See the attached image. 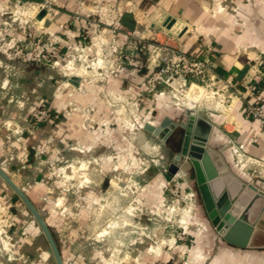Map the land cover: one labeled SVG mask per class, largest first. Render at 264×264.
Wrapping results in <instances>:
<instances>
[{
	"label": "crops",
	"instance_id": "1",
	"mask_svg": "<svg viewBox=\"0 0 264 264\" xmlns=\"http://www.w3.org/2000/svg\"><path fill=\"white\" fill-rule=\"evenodd\" d=\"M11 1L18 8L29 5L28 17L6 12ZM42 11L46 14L38 20ZM168 18L179 22L183 31L165 28L161 21ZM150 37L209 61L220 90L217 98L177 105L165 91L154 97L157 103L150 102L144 81L156 58L147 61L142 73L121 60L135 44L148 46ZM8 39L25 44L37 56L50 54L55 65L43 60L25 65L12 59L5 49ZM38 39L39 45L33 46ZM259 70L264 73V0H0V169L40 214L63 264H103L94 244L81 235L82 220L76 225L65 218L59 225L48 219L52 210L39 207L58 165H92L87 175L100 179L101 169L113 179L119 145H128L122 122L131 120L134 103L140 100L147 107L140 112L142 129L159 145L180 139L181 124L194 113L195 129L207 134L215 159L264 190V128L247 116L248 105L264 91ZM190 85L193 91L203 90ZM41 107L50 108L49 117L31 131L26 121ZM147 123L158 135L144 129ZM179 156L167 155L166 180L171 165L180 167L184 161ZM178 178L190 180L187 169L180 168L171 180ZM98 185L94 195L100 192ZM14 194L18 196L0 177V241L5 238L1 231H7L20 256V261L8 263L0 252V264H57L39 223L25 204L22 209L16 203ZM257 211L256 232L247 248L214 237L212 225L201 237L195 228L204 221L187 223V229H194L191 246L185 248L191 264H264V203ZM71 225L78 227L77 234ZM148 244L133 242L125 264H165L166 253L155 255Z\"/></svg>",
	"mask_w": 264,
	"mask_h": 264
},
{
	"label": "rangeland",
	"instance_id": "2",
	"mask_svg": "<svg viewBox=\"0 0 264 264\" xmlns=\"http://www.w3.org/2000/svg\"><path fill=\"white\" fill-rule=\"evenodd\" d=\"M19 6L21 8L15 7V3L11 1L5 7V11L11 12V15L16 18L20 16L22 18L28 17L31 7L24 4ZM156 39L152 40L150 37L148 46L140 42L135 44L130 53L121 55V60L123 63H127L128 66L130 65L126 57H129L131 62L140 60L143 63L142 68L130 67L135 73H142L149 59L155 57L156 63L158 62L160 57V55L157 57L158 48L168 46L161 44L163 42ZM32 45L34 46V42ZM26 48L25 44H15L12 39L5 42V49H7L12 59L29 65L34 61L25 59L23 55L27 52L34 53V51ZM17 49H22L21 57L17 56L15 51ZM48 59L49 61L45 63L55 65V61H53L50 54H48ZM153 70L154 67L152 66L150 71ZM150 76L149 73L144 83L148 98L152 103H157L154 97L158 93L163 94L165 91L171 97L170 103L186 104L187 106H190V103L196 101V99L204 101L217 98L218 93H220L218 85L211 88L203 87V90L195 88L193 91L190 89L192 80H188L185 89L175 86L176 91L174 89L176 83H174L171 86L160 85L159 88L152 90V87L148 84ZM137 102L138 105L134 103L131 120L128 123H125L124 120L122 122L126 132H128V136L124 135V138L127 139L124 141H128V145H119L118 163L116 166H112L113 179L106 178L104 171L101 169L100 179H93L92 174L87 175L93 172L92 165L85 168L83 164L77 162L69 165L59 164L50 180L51 188H49L48 195L40 197L43 204L39 207L52 210L54 214L48 219L54 218V221L59 225L61 224L60 221L65 218L74 221L76 225L78 220H82L85 227L82 228L81 235L94 244L103 264H125L126 256L131 252L132 243L142 240L149 241L148 245L155 255L166 253L165 264H191L187 255L188 250L185 248L191 246L190 240L191 235H193L191 230L194 229H187V223L190 225V222L195 219L204 221L202 226L195 228L198 235L202 237L211 229L209 227L211 222L188 160L183 159L185 162L180 163V168L187 169L190 180L178 178L168 181L164 177L170 160L167 155L169 153L180 155L183 132L180 134V139L173 140L170 138L165 147L159 145L157 140L146 134L147 132L145 133L142 129L140 112L142 108L147 107L142 105L140 100ZM115 106L119 111L122 109L120 103ZM43 111H47V118L49 117V107L39 108L26 121L29 130L37 129L46 121L47 118L36 125L31 121L35 114ZM97 171L99 170L97 169ZM96 184H99L100 192L94 195L92 189ZM15 196L16 203L22 209H25L26 207L21 199ZM95 200L98 202L89 206V201L93 202ZM56 229L61 234L62 229L60 227ZM77 229L78 227L71 225V232L77 234ZM1 233L5 237L0 241V252L3 260H7L8 263L20 261L13 238L7 231L3 230ZM212 233L216 238L217 236L221 237L215 227Z\"/></svg>",
	"mask_w": 264,
	"mask_h": 264
},
{
	"label": "water",
	"instance_id": "3",
	"mask_svg": "<svg viewBox=\"0 0 264 264\" xmlns=\"http://www.w3.org/2000/svg\"><path fill=\"white\" fill-rule=\"evenodd\" d=\"M45 14L46 12L42 11L37 19H43ZM161 23L173 33L179 34L183 31L181 24L171 18L162 20ZM196 120V115L191 113L188 120L181 124L184 129L183 143L180 156L177 159L182 158L189 161L211 225L227 243L247 248L256 232L255 223L259 215L257 210L264 203V190L259 189L254 182L243 181L222 164L220 159H215L214 152L207 145V134L202 135L197 132L198 127L195 129ZM168 123L169 121L166 120L163 127H166ZM144 129L158 135V130L149 123L145 125ZM179 170L178 165H171L167 179L171 180ZM0 177L16 192L30 210L46 236L57 264H63L54 239L36 208L1 169ZM248 201L250 204L244 210L243 207L247 205Z\"/></svg>",
	"mask_w": 264,
	"mask_h": 264
},
{
	"label": "built area",
	"instance_id": "4",
	"mask_svg": "<svg viewBox=\"0 0 264 264\" xmlns=\"http://www.w3.org/2000/svg\"><path fill=\"white\" fill-rule=\"evenodd\" d=\"M30 37L34 36L30 34ZM40 40L38 39L34 42V46H38ZM17 56H22V49L15 50ZM160 57L158 59L157 65L154 67L153 71H150L151 76L149 77L148 84L155 90L160 87V85L171 84L177 86V88L185 89L187 87L188 80H192V85L195 84L200 87L211 88L216 87L218 84L216 75L213 73V68L209 61L204 59L200 54H189L180 51L178 48L160 46L158 48ZM24 58L32 60L34 62L45 61L48 62V55L42 54L37 56L33 52H27L23 55ZM128 64L135 68H142L143 63L138 60L136 62H131L129 57H126ZM262 80H264V73L258 71ZM200 84H198V83ZM177 88L175 89L177 91ZM217 94V93H216ZM48 116L47 111L39 112L35 114L31 121L34 124H39L45 120ZM247 116L258 122L264 128V91L262 95L259 96L258 101L254 104H249L247 107Z\"/></svg>",
	"mask_w": 264,
	"mask_h": 264
},
{
	"label": "trees",
	"instance_id": "5",
	"mask_svg": "<svg viewBox=\"0 0 264 264\" xmlns=\"http://www.w3.org/2000/svg\"><path fill=\"white\" fill-rule=\"evenodd\" d=\"M189 80H191V79H189Z\"/></svg>",
	"mask_w": 264,
	"mask_h": 264
}]
</instances>
